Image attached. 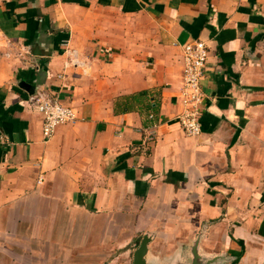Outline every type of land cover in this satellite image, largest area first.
<instances>
[{
  "label": "crops",
  "instance_id": "0c3cea01",
  "mask_svg": "<svg viewBox=\"0 0 264 264\" xmlns=\"http://www.w3.org/2000/svg\"><path fill=\"white\" fill-rule=\"evenodd\" d=\"M26 86L74 109L48 141ZM146 234L149 264L190 261L198 238L264 264V0H0V264H133Z\"/></svg>",
  "mask_w": 264,
  "mask_h": 264
},
{
  "label": "built area",
  "instance_id": "2783aa9c",
  "mask_svg": "<svg viewBox=\"0 0 264 264\" xmlns=\"http://www.w3.org/2000/svg\"><path fill=\"white\" fill-rule=\"evenodd\" d=\"M183 54L182 109L176 119L188 135H196L201 132L200 119L205 109L203 80L207 71L209 47L205 41L195 40L184 46ZM28 102L42 115L45 141L52 138L57 126L75 119L73 107L64 104L46 89L36 90L29 96Z\"/></svg>",
  "mask_w": 264,
  "mask_h": 264
},
{
  "label": "water",
  "instance_id": "95a60500",
  "mask_svg": "<svg viewBox=\"0 0 264 264\" xmlns=\"http://www.w3.org/2000/svg\"><path fill=\"white\" fill-rule=\"evenodd\" d=\"M29 87V86H28ZM27 86L26 88L29 89ZM34 89L31 90V94L34 93ZM152 237L148 234H146L141 242L139 243L137 249L134 253V260L133 264H149L147 260V254L149 252V243L151 241ZM199 244V238L194 243V246L192 247V258L190 261H179L177 264H220L219 261L224 259V256H213V257H207L203 256L198 249Z\"/></svg>",
  "mask_w": 264,
  "mask_h": 264
}]
</instances>
